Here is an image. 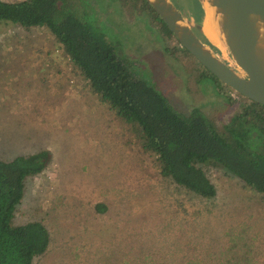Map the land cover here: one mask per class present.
<instances>
[{
    "label": "rangeland",
    "instance_id": "1",
    "mask_svg": "<svg viewBox=\"0 0 264 264\" xmlns=\"http://www.w3.org/2000/svg\"><path fill=\"white\" fill-rule=\"evenodd\" d=\"M56 4L109 39L115 54L175 110L198 107L220 127L243 104L203 75L140 0ZM42 149L49 161L26 179L12 218L13 224L40 221L48 232L47 249L32 264H209L228 247L244 264H264L262 196L215 165H204L215 187L209 200L161 177L153 155L91 92L44 28L2 23L0 159ZM96 204L105 210L95 211Z\"/></svg>",
    "mask_w": 264,
    "mask_h": 264
},
{
    "label": "trees",
    "instance_id": "2",
    "mask_svg": "<svg viewBox=\"0 0 264 264\" xmlns=\"http://www.w3.org/2000/svg\"><path fill=\"white\" fill-rule=\"evenodd\" d=\"M140 2L146 15L172 36L150 5L145 0ZM201 14L195 4L190 12L193 21L198 23ZM2 23L23 30L44 28L91 92L129 125L131 136L142 150L153 155L161 177L209 200L215 196V187L206 176L204 165H215L235 177L243 188L264 198V106L235 92L244 102L220 127L198 107H191L187 113L175 110L160 91L136 76L127 62L115 54L109 39L89 23L63 13L56 0H0ZM204 23L203 14L201 25ZM212 31L219 46L216 32ZM197 35L217 51L200 31ZM204 72L216 86L222 84L207 70ZM49 158V151L42 149L0 159V264H32L47 249L48 232L42 222L13 224L12 218L22 199L26 179L40 174ZM94 210L103 212L105 207L96 204ZM209 264H244V261L228 247L224 256Z\"/></svg>",
    "mask_w": 264,
    "mask_h": 264
},
{
    "label": "water",
    "instance_id": "3",
    "mask_svg": "<svg viewBox=\"0 0 264 264\" xmlns=\"http://www.w3.org/2000/svg\"><path fill=\"white\" fill-rule=\"evenodd\" d=\"M145 1L179 45L205 70L243 98L264 106V0H188L193 3L192 9L195 4L201 9L198 23L183 16L171 0ZM206 6L212 9L219 49L228 54L232 65L216 55L193 31L202 33Z\"/></svg>",
    "mask_w": 264,
    "mask_h": 264
},
{
    "label": "bare ground",
    "instance_id": "4",
    "mask_svg": "<svg viewBox=\"0 0 264 264\" xmlns=\"http://www.w3.org/2000/svg\"><path fill=\"white\" fill-rule=\"evenodd\" d=\"M204 16H205V23L202 25L201 31L211 43H213L215 46H217L219 48L220 47V43H219V46H218V44H217V42L215 40V36L213 34V31H212L214 29L215 32H216V29H215V24H214L213 19H212V9L210 7H208V6L204 7ZM207 20H208V24L209 25L207 26V29L205 30Z\"/></svg>",
    "mask_w": 264,
    "mask_h": 264
},
{
    "label": "flooded vegetation",
    "instance_id": "5",
    "mask_svg": "<svg viewBox=\"0 0 264 264\" xmlns=\"http://www.w3.org/2000/svg\"><path fill=\"white\" fill-rule=\"evenodd\" d=\"M176 4H177V9H178V11L183 15V16H186L188 19H191V16H190V12L192 11V4L193 3H191L190 2V8H186L185 7V4H184V2H182V0H173ZM185 9H187L186 11H185ZM193 20V19H192ZM207 29V25H206V27H205V30ZM204 30V31H205ZM193 31H194V33H195V35L196 36H198L197 35V32H198V30L197 29H193ZM212 50V49H211ZM213 51V50H212ZM214 52V51H213ZM214 53H217V51L216 52H214ZM203 75H205V76H207V74L205 73V74H203ZM200 76H202V74L200 75ZM208 77V76H207Z\"/></svg>",
    "mask_w": 264,
    "mask_h": 264
}]
</instances>
